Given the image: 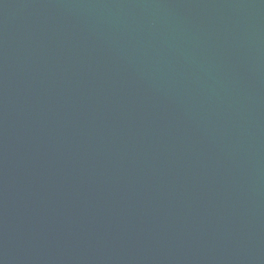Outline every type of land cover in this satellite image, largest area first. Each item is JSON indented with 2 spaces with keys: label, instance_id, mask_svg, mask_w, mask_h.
<instances>
[{
  "label": "water",
  "instance_id": "obj_1",
  "mask_svg": "<svg viewBox=\"0 0 264 264\" xmlns=\"http://www.w3.org/2000/svg\"><path fill=\"white\" fill-rule=\"evenodd\" d=\"M0 264H264V0H0Z\"/></svg>",
  "mask_w": 264,
  "mask_h": 264
}]
</instances>
